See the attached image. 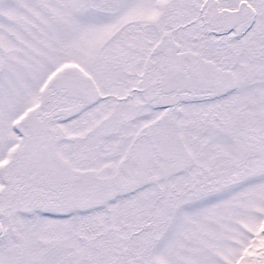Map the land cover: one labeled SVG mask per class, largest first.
I'll use <instances>...</instances> for the list:
<instances>
[{
    "label": "snow or ice",
    "instance_id": "obj_1",
    "mask_svg": "<svg viewBox=\"0 0 264 264\" xmlns=\"http://www.w3.org/2000/svg\"><path fill=\"white\" fill-rule=\"evenodd\" d=\"M0 264H264V0H0Z\"/></svg>",
    "mask_w": 264,
    "mask_h": 264
}]
</instances>
